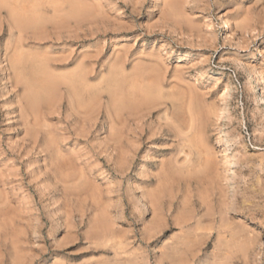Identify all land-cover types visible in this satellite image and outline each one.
<instances>
[{"label":"rangeland","instance_id":"1","mask_svg":"<svg viewBox=\"0 0 264 264\" xmlns=\"http://www.w3.org/2000/svg\"><path fill=\"white\" fill-rule=\"evenodd\" d=\"M33 1L0 0V264H264V0Z\"/></svg>","mask_w":264,"mask_h":264},{"label":"bare ground","instance_id":"2","mask_svg":"<svg viewBox=\"0 0 264 264\" xmlns=\"http://www.w3.org/2000/svg\"><path fill=\"white\" fill-rule=\"evenodd\" d=\"M33 1V0H32ZM44 1V0H43ZM3 2V1H2ZM4 2H6V0H4ZM28 2V1H27ZM33 2H38V1H33ZM35 3H34V5H35ZM39 3V2H38ZM37 3V4H38ZM3 5V4H2ZM39 5V4H38ZM41 5V4H40ZM39 5V6H40ZM10 6V5H9ZM8 6V7H9ZM31 6V5H30ZM56 6V5H55ZM10 8V7H9ZM22 9V8H21ZM26 9V8H25ZM31 10V9H30ZM33 11V10H32ZM37 11V10H36ZM37 12H39V11H37ZM19 13V12H18ZM34 13V12H33ZM26 14H30V13H25V15ZM31 14H32V12H31ZM30 14V15H31ZM25 15H23V16H25ZM35 15V14H34ZM26 18H28L29 19V23L31 24V22L32 23H34V21L36 20V21H39L40 19L39 18H42L41 16L38 18V17H36V15H35V17H33V15H32V17L31 16H27ZM25 17H24V19H26ZM36 18V19H35ZM62 18H63V15H62ZM22 19H23V17H22ZM50 22V21H49ZM25 23H26V21H25ZM28 23V24H29ZM44 25V24H43ZM18 59H19V56H18ZM37 62V61H36ZM48 62V61H47ZM19 64V63H18ZM34 69V68H33ZM36 72V71H35ZM28 74V73H27ZM81 75V74H80ZM262 79V78H261ZM40 82V81H39ZM45 85H47V84H45ZM42 86V85H41ZM44 89V88H43ZM46 90V89H45ZM42 91V90H41ZM42 94V93H41ZM259 95L263 98V104H264V78L260 81V84H259ZM31 97V96H30ZM33 110V109H32ZM184 130V129H183ZM190 143V142H189ZM189 165V164H188ZM62 173V172H61ZM66 182V181H65Z\"/></svg>","mask_w":264,"mask_h":264}]
</instances>
